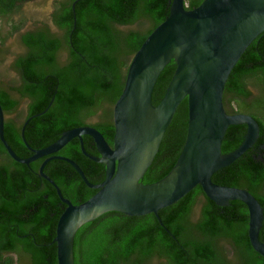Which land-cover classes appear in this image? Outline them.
<instances>
[{
  "label": "trees",
  "instance_id": "16d2710c",
  "mask_svg": "<svg viewBox=\"0 0 264 264\" xmlns=\"http://www.w3.org/2000/svg\"><path fill=\"white\" fill-rule=\"evenodd\" d=\"M17 0H0V18L17 10ZM57 0L52 14L59 31L49 24L21 33L27 53L17 59V83L0 88L7 116L24 100V118H7L5 138L21 157L55 142L63 132L84 125L99 129L114 141V105L123 92L130 63L147 37L170 14L172 0ZM193 9L203 0H185ZM139 28L122 30L123 26ZM20 25H14L12 32ZM4 41V39H1ZM19 55V54H18ZM172 60L162 71L153 93L159 104L174 75ZM228 113H248L260 123L254 147L218 170L213 181L250 191L264 207V32L246 49L226 83ZM27 109V113H26ZM98 116L96 122L91 118ZM188 131V99L182 101L162 140L160 150L142 181L167 175L176 164ZM247 125H230L222 144L224 153L238 148ZM86 150L99 155L94 139L84 135ZM57 155L75 160L90 181L105 178V165L87 157L79 138ZM45 158L23 164L11 157L0 139V264H16L13 254L30 264H58L57 224L64 204L56 187L40 174ZM75 204L96 190L67 161L51 160L44 168ZM84 194L82 200L78 197ZM200 205L197 218L195 208ZM154 213L131 216L109 211L84 224L75 238L76 264H264V256L249 238V209L240 200L218 205L197 185L176 203ZM260 239L264 241V224ZM227 243L229 248L225 245ZM18 258V259H19Z\"/></svg>",
  "mask_w": 264,
  "mask_h": 264
},
{
  "label": "water",
  "instance_id": "95a60500",
  "mask_svg": "<svg viewBox=\"0 0 264 264\" xmlns=\"http://www.w3.org/2000/svg\"><path fill=\"white\" fill-rule=\"evenodd\" d=\"M74 2V8L76 3ZM264 32V0H203L193 8L185 0H172L170 14L147 37L130 63L122 94L114 105V141L92 125L69 129L52 144L36 149L22 137L33 152L19 156L5 138L6 114L0 103V139L13 159L30 164L45 158L40 174L57 189L67 205L59 218L54 241L58 264H76L75 238L78 230L109 211L131 216L154 213L168 207L197 185L218 205L231 200L244 202L249 209V238L253 248L264 256L260 239L264 207L250 191L220 185L213 181L218 170L229 166L257 143L260 123L248 113H228L224 92L229 76L248 46ZM174 60V75L159 104L153 102L156 83L164 68ZM188 99V131L176 164L163 178L144 183L164 135L179 105ZM245 124L247 132L235 150L224 153L223 140L230 125ZM84 135L94 139L99 155L89 153ZM74 138H79L83 153L104 163L105 178L92 183L81 166L67 156L57 155ZM53 159L70 163L85 183L97 189L79 204L64 198L56 182L44 172Z\"/></svg>",
  "mask_w": 264,
  "mask_h": 264
},
{
  "label": "rangeland",
  "instance_id": "374dc122",
  "mask_svg": "<svg viewBox=\"0 0 264 264\" xmlns=\"http://www.w3.org/2000/svg\"><path fill=\"white\" fill-rule=\"evenodd\" d=\"M57 0H27L18 8L14 14L11 16H5L3 20H0V58L5 60V63L0 66V82L4 83H17L19 79V74L11 66V61L15 58L18 53L23 50V45L20 41V34L28 29L35 26H41L43 23L50 22L51 14L55 9V4ZM14 25H20L18 31L12 32ZM140 25L135 24L132 26H123L122 30H128L130 28H139ZM1 39H4L1 42ZM26 105V100L23 101L20 108L13 112L7 114V118H15L19 122L24 118V108ZM98 116L91 118L90 121H98ZM200 211V205L198 204L195 208L194 218H197ZM229 248V245L225 243ZM16 259V264H30L28 259L19 258L18 254L12 255ZM19 258V259H18Z\"/></svg>",
  "mask_w": 264,
  "mask_h": 264
},
{
  "label": "flooded vegetation",
  "instance_id": "af4514ba",
  "mask_svg": "<svg viewBox=\"0 0 264 264\" xmlns=\"http://www.w3.org/2000/svg\"><path fill=\"white\" fill-rule=\"evenodd\" d=\"M25 1H27V0H17L16 1V3H15V5H17V7H16V9L18 8V5H21L22 3H24ZM31 1V0H30ZM16 12V11H15ZM53 13H55V9H54V11L52 12V14ZM52 14H51V19H50V22H47V23H43L41 26H35V27H32V28H28V29H26V30H24L23 31V33H26L27 31H35L37 28H42V27H45L46 25L45 24H49V26H50V29H51V31L52 32H58L59 31V29H58V27H57V25L55 24V21H54V18H53V16H52ZM6 15V14H5ZM5 15H4V17H5ZM0 20H2L1 18H0ZM45 25V26H44ZM20 37H21V34H20ZM1 42H3V40H1ZM23 45V50L20 52V53H18L19 55H16L15 56V58H13L12 59V61H11V66H13V67H15L16 66V62H17V59L20 57V56H24L26 53H27V47L24 45V44H22ZM0 51H1V49H0ZM5 63V60H2L1 58H0V66H2L3 64ZM18 72V71H17ZM20 81H21V79H19ZM6 86H8V84L7 83H4V82H0V88H7ZM26 113H27V109H26ZM92 183H99V182H97V181H91ZM57 184V183H56ZM58 185V184H57ZM59 186V185H58ZM60 188V187H59ZM91 188V187H90ZM61 189V188H60ZM91 189H93V188H91ZM96 191H97V189H95ZM61 191H62V189H61ZM57 194H58V192H57ZM62 194H63V196H64V198H67V199H69L70 201H72L73 203H74V201H73V199L71 198V197H67V196H65L64 195V193H63V191H62ZM59 196V195H58ZM60 197V196H59ZM83 197H84V194L82 193L81 194V196H79L78 197V199H79V201L80 200H82L83 199ZM62 201V200H61ZM62 204H64V207L65 206H67L63 201H62ZM75 204V203H74ZM77 204H79V203H77Z\"/></svg>",
  "mask_w": 264,
  "mask_h": 264
}]
</instances>
